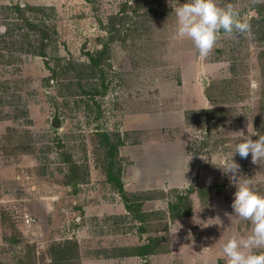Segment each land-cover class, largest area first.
<instances>
[{"label": "rangeland", "instance_id": "1", "mask_svg": "<svg viewBox=\"0 0 264 264\" xmlns=\"http://www.w3.org/2000/svg\"><path fill=\"white\" fill-rule=\"evenodd\" d=\"M184 2L0 0V264H226L221 244L250 230L216 165L241 133L264 135V0H219L251 34L222 33L206 57L174 35ZM121 16L95 74L87 54ZM195 91L204 107L191 104ZM100 132L121 139L114 167L140 221L107 180ZM233 159L264 195V160ZM189 188L191 215L171 220L174 191ZM144 245L155 253L132 257Z\"/></svg>", "mask_w": 264, "mask_h": 264}, {"label": "clouds", "instance_id": "2", "mask_svg": "<svg viewBox=\"0 0 264 264\" xmlns=\"http://www.w3.org/2000/svg\"><path fill=\"white\" fill-rule=\"evenodd\" d=\"M174 35L188 39L201 57H206L215 47L219 36L251 34L250 22L242 17L232 3L221 6L219 0H185L174 10ZM236 142L230 155L221 154L216 167L235 185L231 208L240 219L250 222L246 234H233L220 246L226 264H264V195L254 190L252 181L239 175L240 166L234 154L246 158L251 154L253 163L264 160V135L253 140L244 135Z\"/></svg>", "mask_w": 264, "mask_h": 264}, {"label": "trees", "instance_id": "3", "mask_svg": "<svg viewBox=\"0 0 264 264\" xmlns=\"http://www.w3.org/2000/svg\"><path fill=\"white\" fill-rule=\"evenodd\" d=\"M162 0H140V2H149V3H161ZM16 11L20 12L21 8L20 6H16ZM124 12V11H123ZM116 17V16H115ZM124 18L121 16L120 18H114L111 22H110V28L107 30V40L106 42L101 43V49L98 50L94 55H88V65L87 68H89L92 72H94L95 74H97L98 72H101V65L103 63V61L105 60V57L107 56L108 52H109V45L115 41V37L113 36V32H117V30L119 31L118 28H116L117 25H123L124 23ZM106 30V29H105ZM47 36H45L43 34V40L46 39ZM40 55V54H39ZM97 70V71H96ZM102 74V72L100 73ZM52 75H54V72L52 71ZM91 97H93V95L98 94L100 96H102V92L99 91H95L92 90L91 92ZM206 98L209 102H212L211 98L206 95ZM199 114L203 115L204 118L206 119H210L211 117V113L214 112V110L211 109H203L200 111H197ZM191 112H187L186 114H189ZM260 133V132H259ZM98 136L100 137V143L101 145L106 149V158H107V168H106V176H107V180L109 182H111L112 184H114L117 189L118 192L120 193L121 197H122V201L124 204V208L127 212L134 214L133 217L135 219H138L139 221L141 220V217L139 215H137V213L140 212V207L141 205H134L132 206V204L130 203L131 200L126 197L123 189H122V185H121V180L119 179V173L117 171H115V167H114V158L117 157V149L118 147H120L121 145V139L119 136H116L117 138L115 139V142H111V140H109V137L106 133L104 132H100L98 133ZM63 161H65L66 163H69L71 165V168H74L71 160H70V156L69 155H65L63 158ZM72 179L75 177L74 173L71 172V176ZM75 179V178H74ZM73 179V180H74ZM207 188V187H206ZM209 189V188H207ZM191 188L185 190V191H178L175 190V201L174 202H170L168 204V211H169V218L171 220H177L179 218H183V217H187L190 216L192 211H191V202L188 199V195L191 193ZM144 198H140L141 200L145 199ZM134 199L139 200L138 197H134ZM135 209H134V208ZM152 240H150V244ZM57 245V247H55V249H52V253H54V255H61L65 252L66 247L65 246H60ZM153 246L156 247L158 246V243L154 240L153 242ZM155 252H153L151 250V246L150 245H144L141 247H137L134 252L131 253V255L137 256V257H145L147 255H151L154 254Z\"/></svg>", "mask_w": 264, "mask_h": 264}, {"label": "water", "instance_id": "4", "mask_svg": "<svg viewBox=\"0 0 264 264\" xmlns=\"http://www.w3.org/2000/svg\"><path fill=\"white\" fill-rule=\"evenodd\" d=\"M49 99H50V102L53 108V117L51 119L50 125L53 129H59L61 125L60 119L58 117L59 110H58V107L56 105L54 98L50 96Z\"/></svg>", "mask_w": 264, "mask_h": 264}, {"label": "crops", "instance_id": "5", "mask_svg": "<svg viewBox=\"0 0 264 264\" xmlns=\"http://www.w3.org/2000/svg\"><path fill=\"white\" fill-rule=\"evenodd\" d=\"M193 96H195V98L191 101V104L198 106L199 107H204V105H206V99L204 98V96H201L199 94H197V91H195L193 93ZM186 175V174H185ZM124 208V207H123ZM125 210V208H124ZM126 211V210H125ZM124 258H127V256H123ZM132 257H137V256H132ZM119 258V257H118ZM129 258H131L129 256ZM110 262V261H109ZM89 264H96V262H89Z\"/></svg>", "mask_w": 264, "mask_h": 264}]
</instances>
